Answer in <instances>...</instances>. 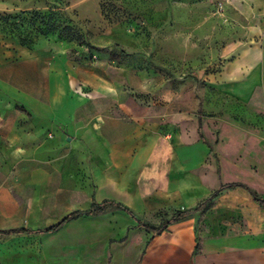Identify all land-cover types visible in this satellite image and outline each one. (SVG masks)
<instances>
[{
	"label": "crops",
	"instance_id": "0c3cea01",
	"mask_svg": "<svg viewBox=\"0 0 264 264\" xmlns=\"http://www.w3.org/2000/svg\"><path fill=\"white\" fill-rule=\"evenodd\" d=\"M169 1L171 12H184L190 24L185 30L171 24L162 35L164 45L190 43L197 31H206L208 0ZM220 1L219 51L231 60L229 84L235 94L249 97L250 110L262 118L264 0ZM170 54L176 60L174 50ZM147 85L130 68L103 58L85 65L61 52L42 56L21 47L8 65L0 61V229L46 227L107 199L158 225L221 184L242 182L257 192L245 181L219 176L206 143L178 125L177 110L140 103L133 93L175 94ZM240 127L264 142V118ZM209 208L213 219L199 212L152 233L108 205L98 214L76 215L53 232L0 236V260L264 264V206L237 186L225 189Z\"/></svg>",
	"mask_w": 264,
	"mask_h": 264
},
{
	"label": "rangeland",
	"instance_id": "374dc122",
	"mask_svg": "<svg viewBox=\"0 0 264 264\" xmlns=\"http://www.w3.org/2000/svg\"><path fill=\"white\" fill-rule=\"evenodd\" d=\"M169 3L0 0V16H11L7 22L0 17V61L8 65L11 56L26 47L42 56L61 52L85 65L103 58L130 68L141 81H148L147 88L159 86L175 93H133L140 103L177 110L178 125L206 143L211 163L217 165L223 180L245 181L264 195V142L250 139V129L240 127L264 117L252 112L249 97L235 94L229 84L231 60L219 51L217 28L223 2L208 0L206 31L198 29L192 42H173L172 47L164 45L162 35L169 34L171 24L185 30L190 19L184 12H171ZM171 50L176 60H170ZM205 215L215 218L211 208L203 212ZM21 243L12 241L2 247Z\"/></svg>",
	"mask_w": 264,
	"mask_h": 264
},
{
	"label": "trees",
	"instance_id": "16d2710c",
	"mask_svg": "<svg viewBox=\"0 0 264 264\" xmlns=\"http://www.w3.org/2000/svg\"><path fill=\"white\" fill-rule=\"evenodd\" d=\"M0 17L3 21L7 22L11 16L6 14ZM237 186L247 189L248 192L253 197L254 201L257 202L259 205L264 206V197H262L255 190L251 189L248 185L242 182H229V183L221 184L218 188L211 191L206 196L202 197L200 200L196 202L194 206L189 207V208L179 209L175 211L170 217L163 218L158 225H152L150 223L141 221V219L136 215V213L133 210H131L129 207H127L126 205L120 202L114 201V200L107 199V200L102 201L100 204H98L97 206L91 209L71 211L65 216H63L61 219H59L57 222L49 226H46V227L37 228V229H28V228L26 229L23 227L0 229V236H9V235L18 234V233L53 232V231L58 230L65 222L69 221L76 215L79 216V215H88V214H98L104 211L108 207V205H114L117 208L126 212L133 220L137 222V224H139L145 230L151 231L152 233H159L163 231L169 224L182 220L183 218L187 216L206 211L209 208L212 200L216 198L217 196H219L225 189L237 187Z\"/></svg>",
	"mask_w": 264,
	"mask_h": 264
},
{
	"label": "built area",
	"instance_id": "2783aa9c",
	"mask_svg": "<svg viewBox=\"0 0 264 264\" xmlns=\"http://www.w3.org/2000/svg\"><path fill=\"white\" fill-rule=\"evenodd\" d=\"M221 6V4H219Z\"/></svg>",
	"mask_w": 264,
	"mask_h": 264
}]
</instances>
